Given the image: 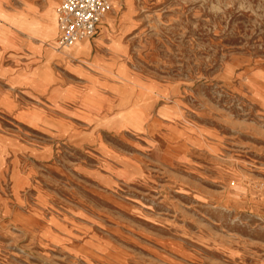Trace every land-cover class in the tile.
<instances>
[{"label":"rangeland","instance_id":"1","mask_svg":"<svg viewBox=\"0 0 264 264\" xmlns=\"http://www.w3.org/2000/svg\"><path fill=\"white\" fill-rule=\"evenodd\" d=\"M0 0V264H264V0Z\"/></svg>","mask_w":264,"mask_h":264},{"label":"built area","instance_id":"2","mask_svg":"<svg viewBox=\"0 0 264 264\" xmlns=\"http://www.w3.org/2000/svg\"><path fill=\"white\" fill-rule=\"evenodd\" d=\"M111 7V0H61L57 9L59 48H70L97 34Z\"/></svg>","mask_w":264,"mask_h":264},{"label":"crops","instance_id":"3","mask_svg":"<svg viewBox=\"0 0 264 264\" xmlns=\"http://www.w3.org/2000/svg\"><path fill=\"white\" fill-rule=\"evenodd\" d=\"M53 20H54L55 26H54V28L49 30V35L47 37H49L52 34H54L56 28H58L56 16L53 17ZM77 45H78V51L85 50L88 47L87 43H85L84 41H81L80 43L76 44L74 47H76Z\"/></svg>","mask_w":264,"mask_h":264},{"label":"bare ground","instance_id":"4","mask_svg":"<svg viewBox=\"0 0 264 264\" xmlns=\"http://www.w3.org/2000/svg\"><path fill=\"white\" fill-rule=\"evenodd\" d=\"M81 41H83V40H80V41L76 42L72 47H74L76 44L80 43Z\"/></svg>","mask_w":264,"mask_h":264}]
</instances>
